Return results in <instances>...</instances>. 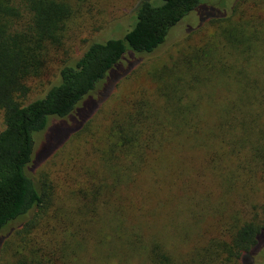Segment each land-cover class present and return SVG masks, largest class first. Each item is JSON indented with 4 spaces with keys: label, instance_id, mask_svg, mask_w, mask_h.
Here are the masks:
<instances>
[{
    "label": "trees",
    "instance_id": "16d2710c",
    "mask_svg": "<svg viewBox=\"0 0 264 264\" xmlns=\"http://www.w3.org/2000/svg\"><path fill=\"white\" fill-rule=\"evenodd\" d=\"M94 4L0 0V255L10 250L6 264L264 260L257 252L264 241V1L259 15L255 6L251 16L235 18V7L229 16L211 20L218 35L213 42L190 48L194 54L179 50L148 73L153 95L140 92L112 114L96 140L94 168L84 171L88 181L66 192L73 207L61 203L47 179L31 177L38 156L49 158L84 132L92 113L133 70L138 60L122 69L126 56L155 53L192 13L199 12L202 23L220 18L214 8L200 7V0H138L122 36L88 39L69 56L66 39ZM60 52L65 58L56 81L29 101L30 82L40 80ZM242 69L251 79H239ZM51 121L58 123L49 128ZM44 131L45 143L36 154L35 137ZM209 204L218 220L215 229L205 230ZM51 207H58L51 231L57 229L62 238L40 234L45 242L36 237V226ZM174 208L192 215L198 209L194 223L200 240L180 256L173 241H186L189 234H179ZM11 236L14 241H7Z\"/></svg>",
    "mask_w": 264,
    "mask_h": 264
},
{
    "label": "rangeland",
    "instance_id": "374dc122",
    "mask_svg": "<svg viewBox=\"0 0 264 264\" xmlns=\"http://www.w3.org/2000/svg\"><path fill=\"white\" fill-rule=\"evenodd\" d=\"M94 1L96 4L92 5L91 11L88 13L86 9H84V15L81 19L77 20V23L72 27V30L66 39L64 48L69 56L77 55L82 48L83 43L88 39L96 37L99 40H103L110 37L122 36L128 27L132 14L131 9L138 0ZM261 1L264 0H246L245 3H240V0H200V7L203 5L206 10L210 7L214 8L217 11V13L215 12V15L220 16V18H211L202 23L199 20V12L192 13L170 31L165 44L155 53L140 58L126 56L122 64L123 70L129 63L136 60L139 62L137 61L133 70L125 76V78L119 81L118 85L109 94L107 100H105L100 107H97L98 109L96 108L97 111L92 113L93 115H91V119L89 118L90 120L85 127L84 132L65 142L49 158H45V156L42 157L41 155L38 156L31 167V177L38 181L47 179V182L51 183L56 196L59 198L63 197L61 203L67 208L73 207L75 205L74 203L69 204L65 201V195H67L66 192L71 188H74L75 190L77 187H81L84 183V179L88 181L84 171L88 169L87 171L91 172L94 168L95 163L93 160L95 155H93V149L100 146V143L96 140L98 137L101 139L104 136L112 114L119 112L127 102H130L140 92H144L146 97L153 95L155 85H153L147 78L148 73L153 71L157 66L166 63L170 58L177 56L179 50L182 52L186 49V51L188 50L187 53L194 54L196 50L190 48L203 47L206 44L209 45L213 42L218 35L216 36L217 26L210 23L211 20L221 19L225 16L227 17L235 9V18L239 17V13L245 17H249L254 13L255 6L259 9L257 10L256 8L255 14L259 15V13L263 11V9L261 10V8H263L261 5L262 3L260 4ZM100 24L103 25V28L97 30L98 27H100ZM64 58L65 56H63L62 52L57 54L56 57L50 61L45 75L38 81L30 82L32 93L29 101L41 96V94L56 81L61 61ZM244 71V69L240 70L238 75L239 79L242 77L251 79L243 75ZM208 95H210V91L208 92ZM214 95L219 96L221 93L214 91ZM92 98L95 99L96 96L94 95ZM55 123L57 124L58 122L51 121L49 123V128L53 127ZM1 130L2 118L0 116V131ZM47 132L48 131H44L35 137L36 154L41 152L39 149L41 145L45 143ZM208 185L211 188H214L211 181H209ZM213 191L215 194H212V200L217 196L216 191ZM210 203L214 206L213 201ZM63 204L62 206H64ZM57 209L58 207L49 208L44 214L43 219L40 220L39 225L36 226V230L39 231V234H36V237L45 242H48L46 239L47 237H43L40 234L51 233L56 240L62 238V234H60V238L58 237L57 229L54 232L51 231L53 228L51 224L57 225L51 220L54 211ZM204 209L206 212V223H202L201 229L204 227L205 230H211L212 227L215 229L216 221L218 220L217 218L214 219L215 210L210 207V204L208 209ZM236 209L239 210V207L237 206ZM197 210L198 209L194 211L193 215L181 208L179 210H175L174 208L172 211L173 218L177 221L179 234H181L182 230H188L189 234L186 240L187 243H184L186 241H181L177 237H175L176 239L173 241L174 244L176 243V247L178 248L177 254H179V256L185 255V253L193 250V246L197 247L196 244L198 243V240H200L196 236V222L194 223V220L196 221L195 214ZM159 211L161 216L168 217V215H166L167 213L162 214V210H157L156 212ZM211 217H213L212 220L210 219ZM170 220L171 218L167 221L163 220L165 222L164 224ZM209 223H212L213 225H210ZM76 224L75 221L73 225V228L75 229L77 227ZM142 225L145 226L144 223H142ZM65 226H68V224ZM66 228L69 229V226ZM145 228H147V226ZM75 229L74 232L77 231ZM34 233H36V231H34ZM210 234V232L206 233V237L209 238ZM2 237L3 236L1 235L0 240ZM12 237L13 236L8 238L7 241H14ZM257 252L264 259V241L261 242ZM101 253H103V250H101ZM8 254L11 255L10 250H8ZM8 254L7 256L6 253L5 255H0V264H6L7 259H10ZM4 256H6L7 259ZM87 256H89L90 260L89 251H87ZM255 263L264 264V260L261 261L259 258L254 257L252 264Z\"/></svg>",
    "mask_w": 264,
    "mask_h": 264
}]
</instances>
